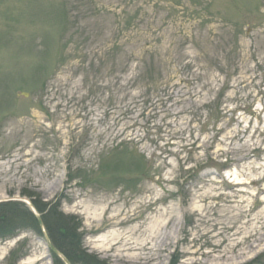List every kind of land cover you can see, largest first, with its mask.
<instances>
[{
  "label": "rangeland",
  "instance_id": "obj_1",
  "mask_svg": "<svg viewBox=\"0 0 264 264\" xmlns=\"http://www.w3.org/2000/svg\"><path fill=\"white\" fill-rule=\"evenodd\" d=\"M18 196L90 264H264V0H0ZM15 217L0 264H56L42 217Z\"/></svg>",
  "mask_w": 264,
  "mask_h": 264
},
{
  "label": "trees",
  "instance_id": "obj_2",
  "mask_svg": "<svg viewBox=\"0 0 264 264\" xmlns=\"http://www.w3.org/2000/svg\"><path fill=\"white\" fill-rule=\"evenodd\" d=\"M32 202L34 206L36 207L37 211L41 214V217L44 221L46 228L48 230L51 229L52 231L53 221L44 217L46 209L41 207L38 201L33 200ZM18 204L24 205V206L26 205V203L23 201H13V200L1 201L0 202V217L2 215H6L5 220L8 218H11V220H15L16 217L14 218V212H15V207ZM30 216L34 224H36V227L39 229V231H42L41 225L39 226L40 222L36 214L31 209H30ZM5 220L2 221V219H0V227L2 224H4ZM61 226H63L64 230L62 229L60 232L58 231V234L54 230L52 231V233L50 232L49 234L53 245L70 262V264H78V262H81L82 264H90V261H88L85 258L80 257L79 253H80L81 245L79 242L76 241V239H73V234L68 232V226L66 224H63ZM53 254L55 257L56 264H66L63 258L58 253L53 252Z\"/></svg>",
  "mask_w": 264,
  "mask_h": 264
},
{
  "label": "bare ground",
  "instance_id": "obj_3",
  "mask_svg": "<svg viewBox=\"0 0 264 264\" xmlns=\"http://www.w3.org/2000/svg\"><path fill=\"white\" fill-rule=\"evenodd\" d=\"M133 228H135V227H133ZM261 228L264 230V223H262V225H261ZM109 234H113V233H115V231H111V232H108ZM109 235H105V234H103V235H101V237H100V240H105V239H108L109 237H108ZM116 238V237H115ZM244 241V240H243ZM243 241H239L238 243H237V245H240ZM112 244H114V243H112ZM3 251V250H2ZM33 261H35V258H31V257H28L27 259H25V261H23V264H32V262Z\"/></svg>",
  "mask_w": 264,
  "mask_h": 264
},
{
  "label": "water",
  "instance_id": "obj_4",
  "mask_svg": "<svg viewBox=\"0 0 264 264\" xmlns=\"http://www.w3.org/2000/svg\"><path fill=\"white\" fill-rule=\"evenodd\" d=\"M16 199H21V197H16ZM24 201H26L28 204H29V206L32 208V210L38 215V217H39V219H40V221H41V218H40V216H39V214H38V212H37V210H36V208L34 207V205L32 204V202L29 200V199H24ZM44 229V228H43ZM49 244H50V246H51V248L54 250V251H56L57 252V250L53 247V245H52V243L49 241Z\"/></svg>",
  "mask_w": 264,
  "mask_h": 264
}]
</instances>
